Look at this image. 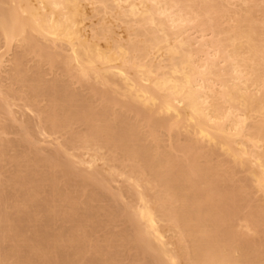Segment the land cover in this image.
Masks as SVG:
<instances>
[{"label":"bare ground","instance_id":"6f19581e","mask_svg":"<svg viewBox=\"0 0 264 264\" xmlns=\"http://www.w3.org/2000/svg\"><path fill=\"white\" fill-rule=\"evenodd\" d=\"M0 264H264V0H0Z\"/></svg>","mask_w":264,"mask_h":264},{"label":"rangeland","instance_id":"374dc122","mask_svg":"<svg viewBox=\"0 0 264 264\" xmlns=\"http://www.w3.org/2000/svg\"><path fill=\"white\" fill-rule=\"evenodd\" d=\"M47 78L49 79L50 77H47ZM15 117L17 119H20V117H21V111L17 110L16 113H15ZM16 130H17V124L16 123H13L11 125V133H10V135L7 138L8 139H15L16 138V136H15Z\"/></svg>","mask_w":264,"mask_h":264}]
</instances>
